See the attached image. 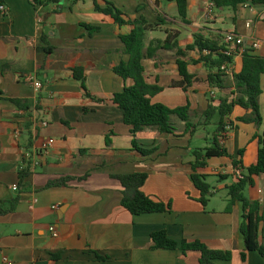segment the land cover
I'll return each instance as SVG.
<instances>
[{"label":"crops","instance_id":"obj_1","mask_svg":"<svg viewBox=\"0 0 264 264\" xmlns=\"http://www.w3.org/2000/svg\"><path fill=\"white\" fill-rule=\"evenodd\" d=\"M94 1L63 0L59 7L35 8L29 0H0L8 9L7 15L0 13V204L19 198L13 213L0 217V264H201L198 252L184 255L179 249L153 250L152 235L162 230L178 242L200 241L212 250L232 254L230 261L216 264H244L243 204L226 212L227 187L236 174L233 160L214 158L201 171L208 183L214 178L221 182L216 181V188L211 186L207 207L199 201L201 193L191 179L194 151L210 146L219 118L192 134L174 116L173 134L150 127L135 139L123 110L112 102L114 95L134 84L114 72L130 60L120 35L131 28H120L98 13ZM96 1L101 6L105 1L112 3L131 17L143 16L155 26L148 33L147 47L152 41H164L169 32L180 33L183 49L199 33L221 43L231 32L244 38L226 78L225 94L236 91L233 74L242 71L245 52L264 57V49H252L256 41L264 44V5L249 2L233 11L211 7L212 0H188L190 24H185L175 1ZM84 24L101 31L90 35ZM43 36L48 44L43 43ZM48 47L54 51L46 53ZM198 57L196 52H187L185 60L189 72L205 80L208 70L204 64L193 63ZM177 60L175 52L165 50L144 60L147 83L163 88L153 103L171 109L189 105L190 121L198 125L209 100L217 99L219 93L198 86L185 91L180 87L183 78ZM76 68L84 69L92 98L86 97L81 82L75 79ZM29 77L41 83L40 90ZM262 84L264 87V76ZM13 99L22 104L18 106ZM260 104L264 114V94ZM248 114L241 107L234 109L231 120L236 129L224 143L244 169L256 164L257 136L264 129L238 121ZM50 139L55 144L44 153L42 147ZM134 140L140 148L156 149V153L143 156ZM240 151H244L242 157ZM27 166L31 174L21 185L20 172ZM134 173L148 174L142 191L171 205L170 212L136 216L123 208V187L116 177ZM63 179L68 180L65 186L48 188L51 182ZM221 191L225 198L219 199ZM245 196L259 202L264 212V174L246 189ZM263 238L264 232L261 241ZM57 253L61 255L54 260L52 255ZM246 264H264V257L249 252Z\"/></svg>","mask_w":264,"mask_h":264},{"label":"trees","instance_id":"obj_2","mask_svg":"<svg viewBox=\"0 0 264 264\" xmlns=\"http://www.w3.org/2000/svg\"><path fill=\"white\" fill-rule=\"evenodd\" d=\"M35 7L56 5L61 6L63 0H29ZM175 1L178 6V15L180 20L185 24H190L188 21V0H169ZM95 10L109 17L115 25L120 28L130 27L131 31L128 34L120 35L121 41L125 48L123 52L130 56V60L122 63L114 69L115 74L123 78L125 81L133 80V86L126 87L122 93L114 95L112 102L124 112L125 124L132 129V134L136 139L137 135L150 127L158 128L162 134H173L175 127L172 124V117L176 116L187 125V130L190 133L199 126H209L213 124L215 118H219L217 129L210 141V146L194 151L196 157L193 166L192 182L201 193L199 201L204 207H207L211 196V185L207 182V175L201 173L208 167L210 160L214 158H231L235 169L241 170V177L237 173L234 175L235 181L227 187L228 206L227 213L233 211L237 203L243 204V222L241 224V234L245 242V250L242 253L243 263L247 262V254L249 252H258L264 257V212H261V205L257 201H250L245 196V191L248 187L254 186L256 178L264 174V129L261 134H258L259 151L256 164L244 169L241 160H235L224 147L223 139H228V134L236 129L231 117L236 107H241L249 114L246 117L239 118L242 123L255 124L259 129L264 128V114L262 113L260 97L264 94L262 79L264 76V57L251 56L245 52L243 69L238 74H233L234 85L236 91L232 94H225L228 88L226 78L229 74L222 70V67H232L234 63L235 53L230 50L229 46L216 39L207 38L199 33L195 35V41L192 45L183 49L180 45V33L169 32L167 38L162 40L152 41L147 47V36L150 31H153L155 26L149 24L146 18L131 17L117 8L114 4L106 2L103 6L99 5L95 0ZM251 2L254 5H264V0H212L214 6L218 9L230 8L237 11L239 6L246 5ZM161 20V19H160ZM162 21V20H161ZM163 22V21H162ZM90 35L95 32H100V27H92L84 24ZM43 43H47V37L43 36ZM159 50L175 52L178 58L177 64L179 72L183 78L180 83L185 91L189 88L207 87L214 92H218L217 99H210L208 109L201 115V120L198 125L191 123V110L189 105L171 109L160 103H153V98L163 91V88L158 85L147 83L145 78L144 60L154 59ZM54 49L48 47L46 53L53 52ZM187 52H196L198 59L194 60V64H204L208 70V75L205 80L198 79L195 75L189 72V63L185 60ZM75 79L82 84V88L87 98H92L85 85V71L82 68L74 70ZM3 93L0 91V96ZM20 106L22 102L17 99L12 100ZM104 103L105 101H99ZM29 130L32 124L28 125ZM230 128V129H228ZM135 149L143 156H151L156 153V149H143L138 146L134 140ZM244 151H240L242 157ZM31 174V167L20 172L21 185ZM147 173H134L129 175L117 176L123 187L122 206L132 215L140 216L153 213H168L171 211V205H166L163 202L155 200L147 196L142 188L148 180ZM68 180H60L51 182L48 188L61 187L67 184ZM19 204V198L7 203L0 204V217L13 213ZM154 243L153 250H181L184 255L189 252L200 253L201 264H216V261H230L232 254L229 252H221L208 248L200 241L178 242L169 237L167 231L162 230L152 235ZM264 240V238H263ZM61 253L52 255L56 260ZM98 259L105 258L97 255Z\"/></svg>","mask_w":264,"mask_h":264},{"label":"built area","instance_id":"obj_3","mask_svg":"<svg viewBox=\"0 0 264 264\" xmlns=\"http://www.w3.org/2000/svg\"><path fill=\"white\" fill-rule=\"evenodd\" d=\"M211 7H215L214 4H211ZM0 13L4 16L8 14V9L6 7V5L2 4L0 5ZM224 43L226 45L229 46L230 50L233 51V53L236 52L237 49H242L243 45L245 44L244 38L238 36L236 33L231 32L226 34L225 38H224ZM252 49L255 51H260L262 49H264V44L260 41H256L252 44ZM223 71H226L227 74L231 73V67H227L224 66L222 67ZM28 80H30L31 82L34 83V87L36 88V90H40L42 85L38 80H35L34 77H29ZM214 96V93H213ZM48 124L45 123V126H47ZM230 129V128H228ZM229 135V134H228ZM228 137V136H226ZM226 139H223V144L226 142ZM55 144V140L54 139H50L48 140L44 145H43V152L47 153L49 151V149ZM236 173L238 175V177H241V170L240 169H236ZM15 191H18V187H14ZM56 209V207H54ZM50 231L53 233L54 237H58V232L54 227L50 228Z\"/></svg>","mask_w":264,"mask_h":264},{"label":"rangeland","instance_id":"obj_4","mask_svg":"<svg viewBox=\"0 0 264 264\" xmlns=\"http://www.w3.org/2000/svg\"><path fill=\"white\" fill-rule=\"evenodd\" d=\"M203 144V143H202ZM203 146V145H202ZM216 181H218V179L216 178H214V179H210L209 180V183L211 184V186L213 187V188H216L217 187V184H218V182H216ZM219 183H221V182H219ZM227 192V191H226ZM218 198L219 199H221V198H225V192H223V191H221V192H219L218 193Z\"/></svg>","mask_w":264,"mask_h":264}]
</instances>
